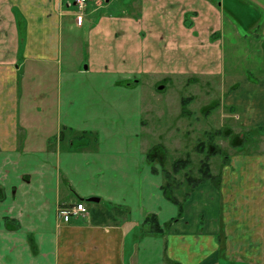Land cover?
Here are the masks:
<instances>
[{
  "label": "crops",
  "instance_id": "obj_1",
  "mask_svg": "<svg viewBox=\"0 0 264 264\" xmlns=\"http://www.w3.org/2000/svg\"><path fill=\"white\" fill-rule=\"evenodd\" d=\"M62 5L76 10L69 0H0V264H264V69L246 66L253 43L264 54V26L260 39L249 32L253 16L264 25V0L88 2L66 31ZM211 32L217 41L206 42ZM164 43L175 61L158 68L149 51ZM127 56L138 65L121 72ZM183 56L209 61L187 75ZM158 69L220 79V107L261 142L229 157L219 187L198 186L181 219L152 235L145 220L164 227L179 208L147 160L140 84L120 83ZM78 202L87 214L63 222L58 210Z\"/></svg>",
  "mask_w": 264,
  "mask_h": 264
},
{
  "label": "rangeland",
  "instance_id": "obj_2",
  "mask_svg": "<svg viewBox=\"0 0 264 264\" xmlns=\"http://www.w3.org/2000/svg\"><path fill=\"white\" fill-rule=\"evenodd\" d=\"M69 2H74L76 5V0H69ZM88 2L92 5L105 4V0H87V5ZM87 5L83 11H80L77 6L75 11H71L62 5L60 14L62 17L66 18V20H62V30L66 31L68 28H72V26L74 27L75 25L80 26L78 18L79 16L84 18ZM129 8V14H131L132 8L131 6H129ZM255 8L256 7L253 6V9L259 14L260 10ZM250 22L253 28V31H249L251 32L250 36L252 38H257L258 36L257 39H260L259 35H263L261 31L264 26L262 19H260L259 16H253ZM256 26L257 28H255ZM17 27L18 30L22 29L23 33L27 30V21H25L21 15L18 17ZM208 38L211 42L217 41L215 33L211 32L208 37L206 36V42ZM262 38L264 40V37ZM166 45L167 43L163 44L161 52L157 50L156 52L149 51L150 57L155 61L156 66L158 65V68H161L165 64L168 65L170 59H172V55L174 56L173 52L170 54L169 50L166 51ZM145 47L146 45H144V48ZM254 47L255 44L253 43L252 48L254 50H252V60L246 63V66L256 70L264 69V54L257 53L256 47ZM73 57H71V59H73ZM200 59V57L183 56L178 58L179 61H176L185 68L187 75H189L193 74L196 68H200L202 63L209 61V59H206V61ZM122 60L123 61L119 64L122 66L121 72L133 71L135 63L136 67L138 65L137 61L132 56H127V58H123ZM172 60L171 62L173 63L175 61L174 57ZM142 61L147 63L146 59ZM261 72L264 73L263 70ZM164 74H166V72H162L159 69L148 71L147 73L144 71V77H142V79L140 78V81L137 78H132L130 81L124 82V86L134 88L140 84V91L144 99V111L142 116V121H144L142 134L144 147L147 153L150 149L157 146H161L166 150L165 156H163L160 151V159H165L162 167L157 163L159 171H161L162 174V168L171 171L174 160L180 158L184 159L187 156L190 157L192 161L191 166L175 176L176 180L183 184L180 191L177 193V196L182 200L183 193L189 190L184 182L185 174L188 172L194 177L199 176V167L201 161L205 157L196 151V147L201 141L209 142L208 146L215 143L225 156L233 158L239 153L252 154L256 152L255 145H259L261 142V135L258 131H252L254 138L247 140L245 135L249 132L251 133V131L236 120L237 114L235 111H231L229 107H220L223 96L222 93L225 91V89L223 91L221 86L217 84L220 82V79L216 78L214 80L210 75L206 77L203 76V78H198L196 76H181L165 79L162 78ZM161 87L163 88L160 89ZM19 91L20 96L23 95L22 103L24 104V102H26L25 100H27V96L24 95L26 92L25 85H20ZM183 103L186 104L185 108ZM184 109L186 113H184ZM218 132L222 134H218ZM241 136H244L243 140H240ZM210 138L213 139V143L211 144L210 142L212 141ZM243 143H245L244 147ZM240 145H242V149H239ZM223 159L224 157L222 156H215L210 159L211 170L214 174L221 173L224 167Z\"/></svg>",
  "mask_w": 264,
  "mask_h": 264
},
{
  "label": "trees",
  "instance_id": "obj_3",
  "mask_svg": "<svg viewBox=\"0 0 264 264\" xmlns=\"http://www.w3.org/2000/svg\"><path fill=\"white\" fill-rule=\"evenodd\" d=\"M19 30L22 31V29H19ZM183 105L185 108L186 104L183 103ZM184 113H186V110L184 111ZM218 134H222V133L218 132ZM211 141L212 142H210V144L213 143V139H211ZM208 143L209 142L201 141L196 147V151L199 154L204 155L205 157L201 161L199 171H198V175H199L198 177H194L192 176V174H189L188 172L185 174L184 182L188 186L189 190L183 193L182 200H180V198L177 196V193L180 191L183 184L178 182L175 176L180 174L182 171L188 169L191 166L192 161L190 157L187 156L184 159L180 158V159L174 160L172 163L171 171L167 170L166 168H162L163 176L165 179V183L162 186L163 194L166 197V199H168L170 202L178 206L179 214H178V217L166 223L164 227L160 225L158 217L156 215L149 216L144 222V226L147 228L148 234L163 235V233L166 230H169L175 222L181 219L184 213V203L190 199L191 194L194 192V190L198 186L204 183H211L217 188L219 187L220 177L218 175L213 174L211 170L210 159L215 156H222L224 157L223 159L224 163H227L229 160V157L225 156L222 150L218 146H216L215 143L209 146H208ZM160 151L163 154V156H165L166 150L163 149L161 146H157V147L150 149V151L147 153L148 162L151 164L160 163L163 166L165 158H163V160L162 158L160 159L159 157ZM154 172L157 173V170L154 169Z\"/></svg>",
  "mask_w": 264,
  "mask_h": 264
},
{
  "label": "built area",
  "instance_id": "obj_4",
  "mask_svg": "<svg viewBox=\"0 0 264 264\" xmlns=\"http://www.w3.org/2000/svg\"><path fill=\"white\" fill-rule=\"evenodd\" d=\"M87 5V0H76V6L80 11H83ZM82 16H79V20ZM88 212V209L83 202H78L74 205L67 206V207H61L58 210V216L59 218L65 222L69 223L73 218L85 216Z\"/></svg>",
  "mask_w": 264,
  "mask_h": 264
},
{
  "label": "water",
  "instance_id": "obj_5",
  "mask_svg": "<svg viewBox=\"0 0 264 264\" xmlns=\"http://www.w3.org/2000/svg\"><path fill=\"white\" fill-rule=\"evenodd\" d=\"M85 68H86V66H85ZM163 87H161L160 89H162ZM95 200H97L98 201V199H94V198H92V199H89V201H95Z\"/></svg>",
  "mask_w": 264,
  "mask_h": 264
}]
</instances>
